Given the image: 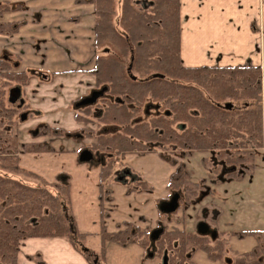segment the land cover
Returning a JSON list of instances; mask_svg holds the SVG:
<instances>
[{
	"label": "trees",
	"instance_id": "16d2710c",
	"mask_svg": "<svg viewBox=\"0 0 264 264\" xmlns=\"http://www.w3.org/2000/svg\"><path fill=\"white\" fill-rule=\"evenodd\" d=\"M143 1L120 0L117 13L115 0H75L77 4L92 5L96 52L106 51L103 55L96 54L93 67L88 70L94 76L96 88L103 89L101 95L94 103L74 111L75 120L83 121L94 112V122L100 128L95 145L106 157L100 167V178L104 179L125 154L156 152L157 147L163 150L168 146L183 156L215 152L221 163L236 165L235 169L244 164L249 172L254 151L262 147L264 82L260 67L182 65L178 0ZM21 9L20 3L0 0V36L10 37L18 31L23 22H13L8 15ZM3 51L0 96L6 87L21 86L29 78L27 72L14 68L7 56L9 53ZM130 51L133 56L130 74L134 79L126 72ZM12 58L18 61L17 56ZM239 100L241 104L234 107L232 101ZM225 101L232 104L230 109L222 107ZM145 103L151 104L156 113L148 116V120L143 117L141 120L139 111ZM5 113L1 102L0 115ZM8 140L13 150L0 151V264H17L19 241L30 237H60L71 242L75 232L60 201V195L67 191L66 182L47 183L39 174L20 167L15 137ZM32 146H25L24 151ZM35 146L36 151H51ZM157 153L163 157L162 152ZM163 158L173 167L167 187L182 186L189 178L184 165L172 157ZM50 189L56 193L52 194ZM98 199L110 201L109 189H100ZM115 227L112 232L101 228L102 239L121 246L145 245L144 235L138 239L141 232L136 226L124 223L123 227L119 224ZM242 235L256 234L244 231ZM173 238L177 244V260L182 264L187 233L175 229ZM200 249L208 252L204 245ZM259 252H263L262 248ZM26 258L40 260L36 254Z\"/></svg>",
	"mask_w": 264,
	"mask_h": 264
},
{
	"label": "rangeland",
	"instance_id": "374dc122",
	"mask_svg": "<svg viewBox=\"0 0 264 264\" xmlns=\"http://www.w3.org/2000/svg\"><path fill=\"white\" fill-rule=\"evenodd\" d=\"M11 1L22 4L23 9L21 10L27 12L21 14V16H19L20 14L14 16L15 20L28 22L26 26L22 27V33L26 36L18 37L17 39L27 37V40H25L33 43L31 40L34 37L35 44L33 45L36 47L40 46V40H43L42 35H44L43 30L45 29L43 27V11L40 10H43V7H45L48 13L51 10L49 2L51 0L40 1L42 3H38L36 9L35 7H30L29 4L31 2L36 4L37 0ZM115 1L116 12L118 13L120 0ZM143 2L142 7L146 5V3L143 5ZM66 7L67 9L65 8V10L69 11L65 12L64 15L69 19L72 17L70 20V23H73L72 25H75V17L80 22L86 20V14L81 10H73L69 5ZM8 19L12 18L8 15ZM14 39L16 38H12L9 41ZM1 46L5 47L6 45L5 38L0 36ZM7 46L9 49L7 47L3 50L9 53L7 56L12 61L14 68H20V58L11 51V49L15 48L9 44ZM61 47L64 50V56H70V53H68L70 52V48L68 49V47L66 48L62 45ZM1 51L0 56L4 52ZM105 52L104 50L99 53L96 52L95 56L96 54L103 55ZM12 55L17 56L18 61L13 59ZM68 59L73 63L75 61L71 57ZM43 70L40 72L45 77H32V74L28 73L29 78L26 81V85L22 86L23 108L26 106L28 118L21 126L23 125L24 128L30 129H42V126L46 125L44 123H48L46 126L49 127H51L49 124H56L57 126L55 125L53 128L58 129L57 127H59L68 132L69 128L66 127V123L72 121L70 112L73 113L72 111L75 109L73 105L75 103L66 101L64 98L68 100V96L75 89L66 90V97L60 91H57L56 95H54V89L51 88L54 75ZM261 78L264 79V72ZM34 81L38 85L37 89L32 88V91H30V86ZM63 90L65 89L63 88ZM29 91L30 93H28ZM262 92L264 94V90ZM54 98L55 101H53ZM4 101L6 100L4 99ZM239 101H232L233 106L238 107L241 104V101ZM4 105H6L5 102ZM154 113L155 109H150L149 115H153ZM261 115L264 134V105ZM2 122V126L6 127L4 119H2ZM2 126H0V129H3ZM8 132L11 133V131ZM25 137L28 136L26 135ZM25 137L20 135L18 141L30 139L29 137ZM85 141L88 142V140ZM70 144L72 143L69 141L57 142L50 139L48 145L54 147L55 150L36 151V146H33L31 148L34 149L28 147V151H24L25 146H19L17 142L16 154L18 155L20 167L39 174L47 183L66 182L67 191L64 195H60V201L63 211L68 221L71 222L75 232L74 235H71V242L69 241V243L73 242L75 247L83 252L89 264H160L158 260L160 255L157 254V250L154 247L161 249L157 244L161 239L162 241L166 239V235L164 233L163 236L161 235L159 241L153 242L149 236L153 228L155 229L159 225H163L168 229L176 227L185 232L194 231L195 223L201 218L202 213L200 210L202 208H205L206 211L209 210L206 213L207 219L209 218L211 222L214 220L217 223V238L221 241L223 247L234 244L232 249L243 251L251 249L254 244L250 236L243 237V239L239 240L240 242H235L234 238L230 240L228 237L231 233L241 234L243 230L257 228L256 224H250V220L252 219L254 221H263L262 210L258 209L256 203L259 195L263 193L262 187L260 188L257 185V179L252 181L251 177L249 178L247 166L244 164L238 166L239 169L235 172L236 175L241 174V177L244 179L249 178L242 187L239 181L230 180V178L224 177L222 172L219 171L217 166L219 162L215 152H194L190 156H183L182 152L180 153L179 150L172 146H168L163 150L157 147L156 152L123 155L113 165L109 174L104 179H101L99 176L100 165L94 160L88 162L78 161L79 150L70 148L73 146ZM152 145H156V143ZM9 150H13L11 141L8 138L2 139L0 151L8 152ZM158 151L162 152L163 157H172L175 162L183 164L185 169L191 171L192 174L189 180L179 187H167L172 166L157 153ZM260 153V149L254 151V160L258 159ZM220 179H223V182L227 181L215 187L213 184H209V182ZM249 180L252 183L249 184ZM100 189L103 191L109 189L110 201L107 199L102 202L99 201ZM189 189L193 190L192 194L189 192ZM50 190L52 194L56 193L55 190ZM170 192L178 193V202L180 203L177 211L173 215L171 214L167 220L165 219L168 218L165 217L166 213L159 210V203L167 195L169 196ZM236 199L237 201L238 199L241 200V202H237V205L233 203ZM161 219L163 221L157 224ZM124 223L136 226L139 232H141L138 235V239L144 235L146 245L140 247L135 243H129L126 246H121L113 243L111 240L102 239L101 228H104L106 232H112L117 229L115 227L116 224L123 227ZM171 239L170 237L169 242L168 240H164L165 243L162 246L166 248L168 245H171ZM257 239V245L259 243L258 247L260 246L264 249V238L257 237ZM207 242L210 244L209 241ZM148 253H152V257H148ZM226 255L230 256V253L227 252ZM192 262L194 264H223L221 258H218L215 262L208 261L201 252L196 253L192 257ZM182 264H185V262Z\"/></svg>",
	"mask_w": 264,
	"mask_h": 264
},
{
	"label": "crops",
	"instance_id": "0c3cea01",
	"mask_svg": "<svg viewBox=\"0 0 264 264\" xmlns=\"http://www.w3.org/2000/svg\"><path fill=\"white\" fill-rule=\"evenodd\" d=\"M40 1L42 0H37L36 4L31 2L29 6L36 9L38 3H42ZM49 2L51 10L48 13L45 7L40 10L43 11V27L45 28L40 46L33 45L35 44L34 37L31 40L33 43L27 42V37L17 39L26 36L22 33V27L28 22H23L14 35L1 36L5 38L6 46L0 48L6 49L8 44L14 47L15 49L11 51L20 58V69L22 70L42 68L43 71L53 74L51 88L54 89V95L60 91L66 97V90L75 89L68 96V100L64 98L70 102L86 95L95 84L94 76L88 71L93 67L97 51L93 39L92 5L77 4L75 0H51ZM68 5L73 10H81L85 13L86 20L80 22L75 17V25H72L73 23H70L72 17L69 19L64 15L69 11L65 10ZM25 12L24 10L13 11L9 15L12 19L9 20L18 21L14 19V16L18 14L21 16ZM178 28L179 57L182 65L187 67L259 66L262 76L264 72V2L262 0H178ZM12 38L16 39L9 41ZM61 45L70 48L68 52L70 56H64ZM69 57L75 60L74 63L69 61ZM42 69L39 70L42 71ZM37 86L34 81L30 86V91L32 88L37 89ZM70 117L72 121L67 122L66 127L73 129L76 124L71 112ZM29 140H21L18 145H23ZM259 149L260 156L254 160L248 175L252 181L257 179V185L262 187L263 193L259 195L256 203L258 209L262 210L263 221L250 220V224H256L257 228L242 232L251 231L258 237L264 238L263 130L262 147ZM247 179L240 178L239 182L242 187ZM248 183L252 182L249 180ZM238 201L241 202L240 199ZM238 201L236 199V202ZM262 251L264 253L263 248ZM35 254L40 260L34 262L26 258ZM16 259L17 264H89L84 254L76 250L69 241L60 237L23 239L19 243Z\"/></svg>",
	"mask_w": 264,
	"mask_h": 264
},
{
	"label": "flooded vegetation",
	"instance_id": "af4514ba",
	"mask_svg": "<svg viewBox=\"0 0 264 264\" xmlns=\"http://www.w3.org/2000/svg\"><path fill=\"white\" fill-rule=\"evenodd\" d=\"M0 50L3 51V49H0ZM28 69L22 70L19 67L16 68L17 71L27 72V75H28V73L32 74L31 75L32 77H36V76L45 77L43 75V73L40 72L41 70H39V69H35V68H28ZM28 77H29V75H28ZM25 85H26V83L21 85V86L18 84H11L10 86L5 88L4 95L2 94L0 96L1 97L0 103L5 102V104H6L5 105V109H6L5 116L0 115V126H2V123H3L2 119L5 120L4 123L6 124V127L2 126L3 129H0V142L2 141V139L15 137L16 143L17 142L19 143V141H18L19 136L20 135H23V136L27 135L30 138V141H32V142L34 141V142L32 143L30 141L29 142L27 141L22 145V147H24L26 145L35 146V144H36L38 146H42L44 149H51V151H52V150H55V148L48 145V143L50 142V139H51V141L56 140L57 142L69 141L72 143L70 145H73L70 148H73L75 150L76 149L79 150L78 161L88 162L90 160H94V161H96V163L98 165H100V167L103 166L106 157L102 151H100L98 148H96V145H95L96 136H97L98 130L100 128L94 122V118H93L94 112L91 114V116H87V120H85V121L75 120V118H74L75 109H74L72 111L73 112V121L76 124V126L73 129H69L68 132L66 130L60 129L59 127H57L58 129L53 128L56 124H49V125H51V127H49V126H46L48 123H44L46 125L42 126V129H35V128L30 129V128H24L23 125L21 126V124L24 123L28 118V110H27L26 106L23 108V105H24L23 100L24 99L22 98V95H21L22 86H25ZM14 86H17L20 89V96L18 98H16V100L14 102H10V101H8V90H9V88L14 87ZM98 90H100V89L96 88V86L94 84V86L86 93V95L80 96V97H78L72 101L75 103L73 105V107L74 108H77V107L81 108L85 105L94 103L99 98L101 93H99L97 95V97L92 102L81 104L80 101L84 100V98H89L92 92L98 91ZM4 99L6 101H4ZM151 107H152L151 104H146V103L143 105V107L141 106L140 111H139V119L142 120V117L144 119H147L148 116H151V115H149L150 109H154ZM155 113H156V110H155ZM142 114H143V116H142ZM8 131H11V133H9ZM6 132H8V133H6ZM19 132H20V135H19ZM3 134L5 135V138H4ZM70 137H72V138H70ZM72 140H74V141H72ZM85 140H88V142ZM83 151H85V154H84L85 156L89 155L88 160H83V161L79 160L80 154ZM209 152H211V151H209ZM217 160L219 162L217 164L218 169L220 172H222L224 177L230 178V180H234L235 182L240 180L241 174H240V178H236L238 176L235 173L236 170H238V169H235L237 166L231 167L230 165H225V164L221 163V161L219 159H217ZM172 170H173V167H172ZM186 170L188 172L189 177H191V174H192L191 171H189L188 169H186ZM239 171L241 172V170H239ZM232 173H235L234 175H236V176H234V177L230 176ZM211 176H212V173H211ZM188 180H189V178H188ZM226 181L223 182V179H220V180H217L214 182H209V184L211 183L215 187L216 185L219 186L222 183H226ZM189 192H191V194H192L193 190L189 189ZM223 192H224V190H223ZM175 193L178 194L177 192H170L169 196L168 195L166 196L167 199H165L166 198L165 197L161 201L163 203L160 202L159 205L160 204L165 205V202H167L170 199V197ZM178 198H179V195H178ZM178 198H177V207L180 203V202H178ZM188 198H190V197H188ZM233 203H235L237 205V202L235 200L233 201ZM177 207L173 212L166 213L165 217H168V218H165V219L168 220L169 216L171 214L173 215L174 212L177 211V209H178ZM200 211L202 213L201 218L198 219V221L195 223L194 231L186 232L187 237H188V239H187L188 243L186 245V247H187L186 252L184 253L185 259L183 262H185V264H194L192 262V257H194V255H196V253H198V252H201L206 257V259L208 261H212V262H215L218 258H221L223 264H259L258 262L264 264L263 252H261V253L259 252L262 247H260V246L258 247L259 243L257 245V242H258V239H257L258 236L257 235H251L250 236V237H252V239L254 241V244L252 245L251 249L243 250V251L237 250V249H232L234 244L225 245L223 247V244L217 238L218 237V232L216 229L217 223L214 220H212V222H211V220H209V218L207 219L206 213L209 210L206 211L205 208H202ZM162 221H163V219H161L159 222H157V224H160ZM198 222H204L207 225L205 234H198L197 233V223ZM157 228H161L162 230L158 234L157 238L153 240V242L159 241L161 239V235L163 236L164 233L166 235V237H165L166 239H163V241L161 239L160 242H158V244H157L161 247V249L159 247L158 248L154 247L155 250H157V254L160 255L159 259H158L159 263L160 264H181V263H179V260H177L179 255L177 253V251H178L177 250V244L175 243V239L173 238V232L175 229L176 230H182V229H178L176 227L175 228L170 227L168 229L167 227H164L163 225H159V227H157ZM170 237L172 238L171 239V245H168V247L164 248L162 246L165 243L164 240H168V242H169ZM228 237L230 238V240L232 238H234L235 242H240L239 240L243 239L244 236L242 235V232H241V234L231 233V234H229ZM247 237H249V236H247ZM207 241H209L210 244ZM149 242H150V240H149ZM201 245H204L208 252L201 250L200 249ZM227 252L230 253L231 257L226 255ZM152 255H153L152 253H148L147 256L152 257Z\"/></svg>",
	"mask_w": 264,
	"mask_h": 264
},
{
	"label": "water",
	"instance_id": "95a60500",
	"mask_svg": "<svg viewBox=\"0 0 264 264\" xmlns=\"http://www.w3.org/2000/svg\"><path fill=\"white\" fill-rule=\"evenodd\" d=\"M133 59L132 53L130 51V56H129V61L126 65V72L129 74V76L134 79L135 77L132 76L130 74V68H131V61ZM103 89H100L98 91H94L91 93L89 98H84V100L80 101L81 104L84 103H88V102H92L99 93H102ZM20 96V89L17 86L11 87L8 90V101L10 102H14L16 100V98H18ZM232 106V104L230 102H225L222 104V107L226 108V109H230ZM85 151H83L80 154L79 160L83 161V160H88L89 159V155L85 156ZM177 198H178V194H173L170 199L165 202V205H159V210L165 213H171L173 212L176 207H177ZM206 228L207 225L204 222H198L197 223V233L198 234H205L206 233ZM161 228H156L153 229L150 233V240H154L157 238L158 234L161 232Z\"/></svg>",
	"mask_w": 264,
	"mask_h": 264
}]
</instances>
